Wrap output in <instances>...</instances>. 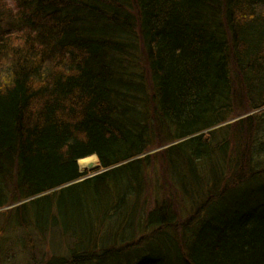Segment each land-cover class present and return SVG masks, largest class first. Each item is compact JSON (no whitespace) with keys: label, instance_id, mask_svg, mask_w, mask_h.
Wrapping results in <instances>:
<instances>
[{"label":"trees","instance_id":"trees-1","mask_svg":"<svg viewBox=\"0 0 264 264\" xmlns=\"http://www.w3.org/2000/svg\"><path fill=\"white\" fill-rule=\"evenodd\" d=\"M13 1L0 264H264V0Z\"/></svg>","mask_w":264,"mask_h":264},{"label":"rangeland","instance_id":"rangeland-1","mask_svg":"<svg viewBox=\"0 0 264 264\" xmlns=\"http://www.w3.org/2000/svg\"><path fill=\"white\" fill-rule=\"evenodd\" d=\"M8 3L12 6H15L13 0H8ZM240 116L242 117V115H240ZM170 144L163 145L162 147H166ZM155 159H156V165L157 166L155 168L152 167L150 170L151 182L155 181V180L156 181L159 180L158 181L159 185H156V191L153 189V186L150 187L151 201L154 200V196L159 197L160 199L164 198L166 200H176V205L179 208H182L181 206H183L184 201L182 202L180 200L181 198L179 197V195L176 191V188L173 186V184L171 183V180L168 178L167 174L165 173V169H163L164 167L162 166V161L160 159H157V158H155ZM92 162H94L95 164H98V157H96V160L95 161L93 160ZM93 170H91L90 172H94Z\"/></svg>","mask_w":264,"mask_h":264},{"label":"water","instance_id":"water-1","mask_svg":"<svg viewBox=\"0 0 264 264\" xmlns=\"http://www.w3.org/2000/svg\"><path fill=\"white\" fill-rule=\"evenodd\" d=\"M247 114H249V113H246V114H244L242 116H245ZM234 119H236V118H233L232 120H234ZM95 156L97 157V155H95ZM98 166H99L98 164H95L94 162L89 161V163L87 164V166L85 167V169L81 168V166H80V173H84L85 171H91V170L95 169ZM92 175H94V172L93 173H88L87 175H82L81 177H79V178L71 181L70 183H74V182L81 181V180H83V179H85V178H87L89 176H92ZM70 183H68V184H70ZM68 184H66V185H68Z\"/></svg>","mask_w":264,"mask_h":264},{"label":"bare ground","instance_id":"bare-ground-1","mask_svg":"<svg viewBox=\"0 0 264 264\" xmlns=\"http://www.w3.org/2000/svg\"><path fill=\"white\" fill-rule=\"evenodd\" d=\"M95 161L96 160V156L94 155H91V156H88V157H84V158H81L79 160V164L81 166V168L85 169V167L87 166V164L89 163V161Z\"/></svg>","mask_w":264,"mask_h":264}]
</instances>
